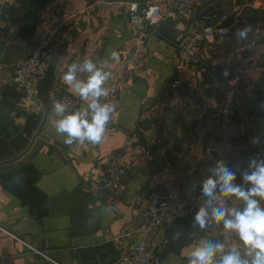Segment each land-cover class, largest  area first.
Segmentation results:
<instances>
[{
  "label": "crops",
  "instance_id": "obj_1",
  "mask_svg": "<svg viewBox=\"0 0 264 264\" xmlns=\"http://www.w3.org/2000/svg\"><path fill=\"white\" fill-rule=\"evenodd\" d=\"M158 1L168 0H0V264H118L140 244L148 264H188L189 245L203 238L193 222L204 198L193 184L217 161L209 147L218 144L220 161L235 172L237 184L248 160L264 156V142L251 143L264 137V22L245 41L234 35L249 25L251 13L262 17L264 0H172L190 5L166 12L156 32L130 27L128 3ZM222 13L238 22L227 42L213 48L200 37L213 22L201 17ZM53 32L45 76L29 91L19 90L11 79L27 46ZM183 40H193L199 66L181 62L176 45ZM84 59L106 61L105 86L119 84V109L99 143L68 145L52 126V106L62 95L79 97L61 77ZM245 59L236 114L247 136L224 144L220 73ZM88 102L80 99L76 109ZM109 164L126 176L96 194L95 182ZM165 180L179 183L186 208L167 213L159 230L144 234L145 208ZM221 199L230 207L240 204ZM209 222L226 250L239 243L222 224Z\"/></svg>",
  "mask_w": 264,
  "mask_h": 264
},
{
  "label": "clouds",
  "instance_id": "obj_2",
  "mask_svg": "<svg viewBox=\"0 0 264 264\" xmlns=\"http://www.w3.org/2000/svg\"><path fill=\"white\" fill-rule=\"evenodd\" d=\"M250 32L252 27L247 25L237 29L234 35L245 41ZM111 59L117 60L118 53L113 51ZM105 63L91 59L72 62L61 77L69 92L83 101H90L75 110L60 100L54 102L52 126L64 138L65 144L99 143L105 134L114 113L112 104L100 102L101 97L109 95L105 82L110 73L105 70ZM81 74H86V78L81 79ZM262 142L264 137L260 136L251 141L254 146ZM208 173L206 178L193 184V190L199 187L204 198L194 215L193 227L198 226L203 231L211 218L222 224L223 230L234 234L239 243L225 251V244L201 238L195 245H189L188 264H264V156L248 160L247 170L242 174L243 183L240 184L235 183V172L220 160L208 168ZM222 197L235 198L240 204L230 207ZM180 235L177 231L173 238L179 239ZM217 254H220L219 259Z\"/></svg>",
  "mask_w": 264,
  "mask_h": 264
},
{
  "label": "built area",
  "instance_id": "obj_3",
  "mask_svg": "<svg viewBox=\"0 0 264 264\" xmlns=\"http://www.w3.org/2000/svg\"><path fill=\"white\" fill-rule=\"evenodd\" d=\"M190 4L188 2L178 3L176 1H158L141 6L136 2L128 3V22L131 28L147 27L156 32L163 20L166 12L177 9L185 10ZM204 20L211 21L200 31V37L210 47L218 48L223 46L230 36L234 33L235 24L238 18L234 17L229 22V14L211 15L201 17ZM64 19H68L64 15ZM53 33L37 39L30 43L25 52V58L15 68L11 83L22 91H29L35 83L39 82L46 73L48 61L51 55V46L53 43ZM177 55L183 65L196 67L202 61L199 56L193 40L180 41L177 45ZM249 59H245L235 69L225 67L220 73V87L222 100L219 109V139L224 144H230L236 139H244L247 136V126L242 120H239L236 114L237 84L238 77L247 71ZM227 72V76L225 75ZM179 82L173 84V88H178ZM109 90L107 97H101V103H110L114 107L113 115L119 109L120 86L116 82L106 86ZM70 109L75 110L80 105V98L65 94L59 99ZM113 115L109 120V125ZM126 173L116 165H107L100 179L95 182L94 193L100 191L112 190L117 182L123 179ZM186 203L183 198L182 189L178 182L174 180L163 181L154 191L145 208V228L143 233L151 235L159 230L167 216V213H181L185 210ZM1 230V229H0ZM203 238L211 242H217V225L209 222L206 229L203 230ZM225 251H227L225 249ZM217 254V259H219ZM118 264H148V253L145 244H140L128 249L119 259Z\"/></svg>",
  "mask_w": 264,
  "mask_h": 264
},
{
  "label": "water",
  "instance_id": "obj_4",
  "mask_svg": "<svg viewBox=\"0 0 264 264\" xmlns=\"http://www.w3.org/2000/svg\"><path fill=\"white\" fill-rule=\"evenodd\" d=\"M211 149V151L209 152V155L211 156V158L215 159V160H220L221 158L219 157V153H218V144L214 143V145L209 147ZM198 204L199 206H201L203 204V200H198Z\"/></svg>",
  "mask_w": 264,
  "mask_h": 264
},
{
  "label": "trees",
  "instance_id": "obj_5",
  "mask_svg": "<svg viewBox=\"0 0 264 264\" xmlns=\"http://www.w3.org/2000/svg\"><path fill=\"white\" fill-rule=\"evenodd\" d=\"M263 14H262V17L260 18V19H257V20H255L254 18V16H255V12H253V13H251L252 15H254L252 18H251V21L249 22V25L252 27V32H250V33H253V31H254V29H255V24H257L258 22H264V12H262Z\"/></svg>",
  "mask_w": 264,
  "mask_h": 264
}]
</instances>
